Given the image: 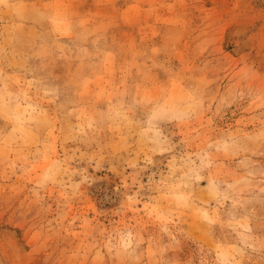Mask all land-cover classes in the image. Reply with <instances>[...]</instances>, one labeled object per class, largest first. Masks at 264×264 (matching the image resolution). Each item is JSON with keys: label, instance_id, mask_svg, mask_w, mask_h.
<instances>
[{"label": "rangeland", "instance_id": "rangeland-1", "mask_svg": "<svg viewBox=\"0 0 264 264\" xmlns=\"http://www.w3.org/2000/svg\"><path fill=\"white\" fill-rule=\"evenodd\" d=\"M0 264H264V0H0Z\"/></svg>", "mask_w": 264, "mask_h": 264}, {"label": "bare ground", "instance_id": "bare-ground-1", "mask_svg": "<svg viewBox=\"0 0 264 264\" xmlns=\"http://www.w3.org/2000/svg\"><path fill=\"white\" fill-rule=\"evenodd\" d=\"M179 149H181V150H182V149H183V147H181V146H180V148H179Z\"/></svg>", "mask_w": 264, "mask_h": 264}]
</instances>
